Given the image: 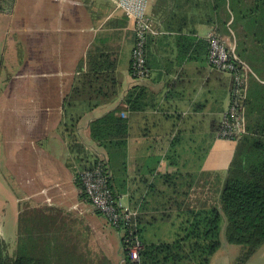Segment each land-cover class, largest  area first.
Returning a JSON list of instances; mask_svg holds the SVG:
<instances>
[{"label": "crops", "instance_id": "1", "mask_svg": "<svg viewBox=\"0 0 264 264\" xmlns=\"http://www.w3.org/2000/svg\"><path fill=\"white\" fill-rule=\"evenodd\" d=\"M14 1L19 8V36L28 57L34 54L25 59L26 67L36 81L32 108L19 107V132H32L31 139L19 138L21 189L29 190L27 199L36 204L33 209L46 207L62 218L56 224L63 228L54 227L49 235L64 246V256L81 264H123L120 234L86 203L75 179L95 158L106 160L117 201L138 210L141 235L148 243L163 239H148V230L178 224L177 214L194 205L192 198L215 187L219 169L226 172L233 148L221 154L222 164L213 151L200 159L196 150L200 140L216 135L231 102L232 81L229 73L208 64L206 37L211 26L193 5L160 0L161 6L155 8L157 0H151L149 72L137 82L129 73L134 21L116 0L112 5L118 11L99 3L102 0ZM97 52L115 62L120 80L117 98L93 110L84 103L65 107L72 88L87 71L88 57ZM133 86L144 90L139 100L144 108L121 110L120 116L128 121L126 146L113 148L109 160L105 149L90 139L88 125L119 107ZM67 116L77 134L73 144L80 157L71 161L80 165L77 168L54 148L49 152L39 147L40 140Z\"/></svg>", "mask_w": 264, "mask_h": 264}, {"label": "trees", "instance_id": "2", "mask_svg": "<svg viewBox=\"0 0 264 264\" xmlns=\"http://www.w3.org/2000/svg\"><path fill=\"white\" fill-rule=\"evenodd\" d=\"M13 2L0 0V13L6 12L5 6L9 7ZM181 2L199 10L207 21L205 23L211 26L212 32L223 40L225 46L229 41L226 48L230 55V46H234V54L240 61L236 63L237 73L242 82L237 98L242 133L236 140L227 141L233 145V154L220 185L208 193L197 194L191 201L194 205L185 206L177 214L179 223L168 225L176 229L172 240L163 241V238L156 243L146 242L141 235L139 214L135 219L136 228L132 223L116 228L121 238L122 261L123 264H133L125 248L128 231L135 229L142 244L139 264H216L215 258L224 245L237 246L240 250L238 264H245L264 247V0ZM160 3L157 0L155 8L160 7ZM97 53L88 57L87 71L72 88L65 107L84 103L86 109L93 110L117 98L120 80L115 62L108 54ZM129 73L131 75V56ZM229 74L232 94L234 74ZM143 91L141 87L133 86L119 107L94 118L88 125L90 139L105 149L109 160L113 148L120 150L126 146L128 121L120 116V112L122 109H141L139 100ZM98 163L104 165L113 199L119 203L106 160L95 158L84 169H93ZM77 186L81 196L88 201L80 183ZM24 225L19 229L17 224L12 256L5 253L0 242V264H81L79 260L64 256V246L54 241L49 232L39 237L34 224L29 230Z\"/></svg>", "mask_w": 264, "mask_h": 264}, {"label": "rangeland", "instance_id": "3", "mask_svg": "<svg viewBox=\"0 0 264 264\" xmlns=\"http://www.w3.org/2000/svg\"><path fill=\"white\" fill-rule=\"evenodd\" d=\"M14 2L9 7L5 6L6 12L0 13V242L8 256H12L15 250L17 224L19 229L25 224L24 228L27 230L31 224H34L39 237L46 235L54 227L63 228V224H56L57 221L62 223V218L51 210L46 207L33 209L36 204L32 202V198L27 199L29 190L23 191L20 186L23 175L19 172V138L31 139L32 132L29 134L19 132V109L24 104L32 108L31 97L35 93L36 81L32 77L34 74L26 67L25 59H32L34 54L29 53L28 57L21 41L22 37L19 36V8L17 1ZM102 2L105 6L111 8L113 6L112 0L99 1V3ZM226 46H229V41L226 42ZM231 48L234 51L233 45L230 46ZM29 119L32 120V117ZM61 122L60 126L54 127L52 133L40 140L39 147L49 152L52 147L60 157H65L71 162L74 158L80 157L78 147L73 144L77 134L69 116ZM215 136L200 140L196 152L202 159L207 153L213 151L215 159L222 164L224 158L221 154H226L229 151L228 148H233V145ZM71 165L72 168L80 166L72 162ZM217 175L216 187L220 185L221 178H225L226 172L221 167ZM75 182L79 184L80 181L77 178ZM84 200L88 203L86 198ZM224 224L225 220L222 222L223 226ZM75 225L77 228L80 226V224ZM173 232H176V229L162 226L148 230L145 236L152 239L163 237V241H170L173 238ZM239 253L237 246L224 245L218 252L215 262L216 264H238ZM245 264H264V247H261Z\"/></svg>", "mask_w": 264, "mask_h": 264}, {"label": "built area", "instance_id": "4", "mask_svg": "<svg viewBox=\"0 0 264 264\" xmlns=\"http://www.w3.org/2000/svg\"><path fill=\"white\" fill-rule=\"evenodd\" d=\"M116 2L123 13L134 21L135 43L131 52V76L135 81L142 82L149 72L146 65V47L148 37L153 30L147 10L151 0H116ZM206 39L208 64L216 70L234 74L235 87L231 94V102L216 132L217 139L234 141L242 133L237 100L242 82L236 66V63L240 61L235 56L233 48L230 55L223 40L214 32H209ZM77 178L92 208L105 217L111 227L116 229L123 226L122 224L132 223L131 225L136 228L135 219L138 210L115 202L109 188L108 175L102 163L96 164L93 169L81 171ZM135 231V229L128 231L125 249L130 261L133 264H139V251L142 249V244Z\"/></svg>", "mask_w": 264, "mask_h": 264}]
</instances>
